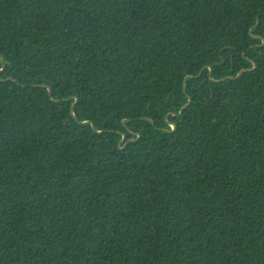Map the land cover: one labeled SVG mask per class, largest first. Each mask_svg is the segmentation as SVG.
<instances>
[{"label": "trees", "instance_id": "trees-1", "mask_svg": "<svg viewBox=\"0 0 264 264\" xmlns=\"http://www.w3.org/2000/svg\"><path fill=\"white\" fill-rule=\"evenodd\" d=\"M0 69V264H264V0H0Z\"/></svg>", "mask_w": 264, "mask_h": 264}, {"label": "water", "instance_id": "water-1", "mask_svg": "<svg viewBox=\"0 0 264 264\" xmlns=\"http://www.w3.org/2000/svg\"><path fill=\"white\" fill-rule=\"evenodd\" d=\"M257 23H258V19L256 20V25H257ZM251 31H252V28L249 30V32L251 33ZM254 37H257V36H254ZM253 64V67L252 68H250V69H244V70H241L238 74H237V76L236 77H240V75L244 72V71H250V70H253L254 68H255V65H254V63H252ZM2 69H0V71H1ZM208 70H209V74H211V71H212V69H211V67H208ZM201 74V72L198 74V76ZM189 77H192V76H189ZM231 79H233V77H230ZM185 85V83L183 84V86ZM49 93H50V91H49ZM189 103H190V99H188V103L187 104H185L181 109H180V111H179V113L177 114V115H179L180 113H181V111L183 110V109H185L188 105H189ZM75 105V102L71 105V108H70V113H72V116L74 117V118H76V116H75V114H73V111H72V108H73V106ZM173 115H175V114H173ZM81 124H88V122H80ZM93 127H94V125H93ZM171 127H172V130L174 129V125L173 124H171ZM137 137L138 138H140V134H137ZM137 139H131V140H129V141H126V136L125 135H123V139H122V141H121V145L125 142V144H124V146L122 147V149L123 148H125L130 142H134V141H136Z\"/></svg>", "mask_w": 264, "mask_h": 264}]
</instances>
